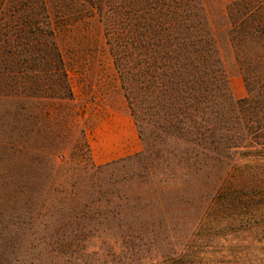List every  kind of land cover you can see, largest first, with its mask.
<instances>
[{
  "label": "trees",
  "instance_id": "trees-1",
  "mask_svg": "<svg viewBox=\"0 0 264 264\" xmlns=\"http://www.w3.org/2000/svg\"><path fill=\"white\" fill-rule=\"evenodd\" d=\"M86 12L87 18L77 17ZM71 18L102 25L120 86L147 143L139 156L147 160L146 169L152 165L145 179L155 184L144 205L139 195L131 207L123 202L122 209L103 214L105 222L98 220L100 213L86 215L74 231L89 237L93 218L103 231L131 243L159 237L162 225L170 235H188L185 224L199 211L185 198L189 186L206 206L192 243L167 264H200L207 243L231 235L264 241V0L227 5V36L247 87L238 100L231 97L204 0H1L0 245L22 221L19 211L26 207L23 214L31 220L39 206L35 196L44 197L50 188L37 171L54 142V131L43 125L53 123L56 102L73 98L58 39V25ZM168 194L172 202L162 210L158 200ZM169 212L173 215L163 223L161 216ZM60 235L62 241H29L26 255L38 247L50 254L55 243L70 249L75 233Z\"/></svg>",
  "mask_w": 264,
  "mask_h": 264
},
{
  "label": "rangeland",
  "instance_id": "rangeland-1",
  "mask_svg": "<svg viewBox=\"0 0 264 264\" xmlns=\"http://www.w3.org/2000/svg\"><path fill=\"white\" fill-rule=\"evenodd\" d=\"M204 1L219 39L231 97L241 99L247 95V87L227 36L230 0ZM87 13L77 17L87 18ZM52 14L56 19L60 16L57 10ZM73 18L63 27L58 25L73 98L56 102L51 110L53 123L45 121L43 125L54 131V142L46 149L45 163L37 171L39 177L50 181L51 189L44 197L35 196L39 206L32 210L31 220L23 214L26 207L19 211L22 221L11 227L10 234L4 235L6 243L0 245V264H167L192 243L193 230L206 206L202 199H195L198 191L189 186L185 198L197 204L199 211L185 224L188 235L179 231H171L170 235L162 225L159 237L150 235L131 243V239L115 235L112 230L103 231L105 226L93 218H89L91 224L87 227L89 237L74 231L80 229L86 215L100 213L98 220H102L103 214L122 209L121 204L131 207L139 195V203L144 205L151 199L155 184L145 179L152 165L146 169L147 160L139 156L147 149V143L120 86L102 25L85 19L76 22ZM170 188L168 191L173 194ZM158 202L166 210L172 202L170 194L161 195ZM171 215L169 212L161 216L163 223L169 222ZM64 230L76 235L70 249L64 250L55 243V251L50 254L43 255L38 247L31 253L33 256L26 255L24 249L29 241H62L60 233ZM253 238L231 235L207 243L201 249L200 264H264V241Z\"/></svg>",
  "mask_w": 264,
  "mask_h": 264
}]
</instances>
